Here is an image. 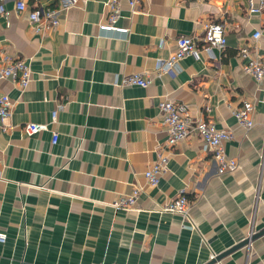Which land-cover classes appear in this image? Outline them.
<instances>
[{
    "label": "crops",
    "instance_id": "obj_1",
    "mask_svg": "<svg viewBox=\"0 0 264 264\" xmlns=\"http://www.w3.org/2000/svg\"><path fill=\"white\" fill-rule=\"evenodd\" d=\"M16 1L4 2L8 17L0 14V58L28 62L32 80L24 91L0 80V96L14 104L0 118V264H210L231 249L215 264H264V235L235 247L264 230V80L247 74L240 56L248 47L264 60V11L249 14L246 0H141L133 13L121 0L118 26L131 33L116 37L99 29L111 0H78L41 33L30 13L69 0H27L25 12ZM210 22L224 25L226 47L209 54L198 41L199 58L160 75L178 38L201 39ZM134 74L150 86L121 85ZM165 100L186 106L193 122L231 131L225 149L237 170L220 175L198 136L170 150ZM245 102L254 105L251 130L233 114ZM29 123L49 130L28 136ZM160 154L169 170L151 187L144 174ZM135 188L133 210L112 206ZM181 192L189 219L161 211Z\"/></svg>",
    "mask_w": 264,
    "mask_h": 264
},
{
    "label": "built area",
    "instance_id": "obj_2",
    "mask_svg": "<svg viewBox=\"0 0 264 264\" xmlns=\"http://www.w3.org/2000/svg\"><path fill=\"white\" fill-rule=\"evenodd\" d=\"M6 0H0V14L6 17L9 12L4 7ZM133 13L137 11L141 0H126ZM248 3V11L251 15L261 14L264 11V0H246ZM121 0H111L110 14L105 23L100 24L99 29L102 34L128 37L130 29L118 26V22L122 17ZM78 0H69L68 4L60 9L40 7L30 13V22L37 32H45L51 28L57 27L60 24L59 14L62 10L68 9L77 5ZM28 8L27 0H17L16 10L18 12H25ZM263 33L258 31L254 35V39L261 38ZM198 41H202L204 46L202 50L212 53L213 48L223 50L227 45L225 36V27L223 24L210 22L204 26V35L201 39L182 36L176 42V51L171 57L160 63L159 74H174L180 61L187 57L194 56L199 58L200 49ZM240 56L242 59H248L244 65V71L251 75L256 81L264 80V60L262 58H255L251 56L248 47L241 50ZM13 80L22 91L26 90L32 80V70L30 64L25 60L0 58V80ZM151 84V79L142 74H134L132 76H125L121 82L124 87L139 86L147 88ZM13 103L9 96H0V118L6 120L12 114ZM160 115L162 124L167 134L166 145L170 150H173L179 143L189 139L192 136H198L204 143L205 148L212 152V158L219 166V174L235 172L238 168V161L229 157L226 153L225 144L231 141L234 136L229 130L219 129L215 123L207 120H200L193 122L190 119L188 108L182 104H177L171 100H165L160 103ZM254 105L250 102H245L240 108L233 109V114L237 119L238 125L245 129L251 130L255 126L253 119ZM58 122V111L52 114V124ZM48 124H34L29 123L24 127V132L28 136L39 134L43 131H48ZM53 133V144L58 143L59 134L57 131ZM169 170V157L163 154L158 156L155 164H153L146 172L145 178L151 187H157L161 178ZM0 175H1V161H0ZM181 192V194L169 202L166 206L161 208L162 212L180 215L189 219V210L191 207L188 198ZM141 195V189L135 188L131 194L118 198L112 204L117 210L131 211L135 208L136 203ZM254 233L249 236L252 238ZM7 241L6 235L0 233V243L4 244Z\"/></svg>",
    "mask_w": 264,
    "mask_h": 264
},
{
    "label": "water",
    "instance_id": "obj_3",
    "mask_svg": "<svg viewBox=\"0 0 264 264\" xmlns=\"http://www.w3.org/2000/svg\"><path fill=\"white\" fill-rule=\"evenodd\" d=\"M262 235H264V230L262 232L258 233L257 235L253 236L252 238L245 240L243 243H241V244H239L238 246H235V247L236 248H241V247H244L246 245H249L252 241H254L256 238H258V237H260ZM236 248H233V250L236 249ZM231 251H232V249L227 251V252H225L223 255H221V256H219L217 258H214L210 264H215L221 258H223L224 256L228 255Z\"/></svg>",
    "mask_w": 264,
    "mask_h": 264
}]
</instances>
